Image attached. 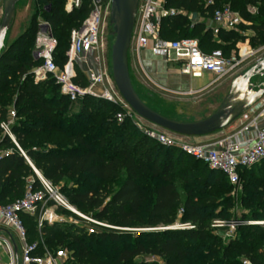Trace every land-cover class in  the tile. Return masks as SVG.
<instances>
[{
    "label": "trees",
    "instance_id": "obj_1",
    "mask_svg": "<svg viewBox=\"0 0 264 264\" xmlns=\"http://www.w3.org/2000/svg\"><path fill=\"white\" fill-rule=\"evenodd\" d=\"M65 3L66 0H55L50 7H46L49 11L47 19L58 40L59 46L55 52V61L59 66H63L66 62V46L70 41L71 31L79 27L89 13L88 0H84L82 7L72 13L64 11ZM226 4L240 13L243 22L244 18H250L248 6L260 5L259 9L262 14L258 16V22L250 26L255 35L250 36L249 41L254 46L262 45L264 43V0H214L213 5H208L203 0H167L168 7L178 9L182 13L162 19V38L175 40L173 35L188 30L191 35H201L204 39L200 42L202 50L211 53L212 51L206 50L207 42L205 41L211 37L213 31L206 30L203 23L193 24L191 27L188 15L196 13L211 18L216 8ZM242 23L239 27L242 26ZM36 29V23L33 22L8 47L0 61V99H2L0 100V150H5V154L0 157V204H10L22 198L31 179H34L35 188L40 186L35 167L44 177L52 181L54 186H59L72 204L77 205L86 213H92L100 221H107L120 228L167 227L176 222L177 211L183 205L181 220L183 223H191L194 227L154 231L146 234L145 240L138 239L134 243L124 242L119 245L118 241L122 236L116 231L88 234L83 227L62 226L57 223L44 224L41 229H38L37 217L23 214L22 218L28 230V240L40 244L44 242L50 248L58 249L62 248L67 237L71 238L69 247L72 249V254L67 259L68 264H86L87 262L90 264H163L155 259L157 257L164 264H187L188 261H194L196 264H242L245 257L253 264H264L263 242L250 249L237 247L235 250H238L239 257L245 256L243 259L236 256L229 258L232 252V243L221 247L217 245L216 241L209 245L204 244L210 236L207 232L209 219L206 212L214 205L216 198L210 194L199 201V198L193 196V191L190 190L186 199L183 200L178 187V181H181L185 186H190L192 180H200L202 177L206 178V188H210L213 184H218L221 187L223 182L230 184L228 179L222 173L211 170L203 162L193 157L203 168L212 173L204 172L202 175H191V168L185 167L183 162V156L189 155L177 147L161 144L144 132L135 136V128L128 127L129 120L118 123V119L113 118L111 124L104 131L105 134L112 136V133H115L112 128L115 127L118 137H114V140L112 138L107 140L105 136L96 135L99 142L98 148L87 144L82 136L77 139L81 148H43L41 146L46 140L39 135L37 127L44 125L46 128L55 129V126L52 121L54 108L49 105L47 98H41L36 94L40 90V86L44 87V97L48 92L47 87L52 85L54 89L59 90L61 94L59 99L62 103L72 101L61 92L53 78L35 84L31 75V80L37 91L31 90L29 85H25V82L20 83L21 78L29 77V69L34 64L32 61L27 62L25 60L27 57H22V53L18 52L29 46H34ZM57 30L59 34L55 33ZM217 36L233 42H243L248 39V36L239 32V28L238 30H221ZM222 52L227 57L226 52ZM12 75L18 77L15 83L11 82ZM74 81L81 86L88 85V81L79 67ZM24 87H26L25 90H23ZM13 91L18 93L17 103L24 102L23 107L19 110V115L28 114L31 118L36 119L22 121L19 125L12 126L18 145L9 137L4 136L1 128V123L9 116L6 98ZM137 92L145 101L141 93L138 90ZM28 99H30V103H28ZM94 102L107 103L112 108L116 107L115 104L105 99L91 96L80 98L72 103H78L84 110H89ZM147 104L159 113L170 117L165 111L150 103ZM21 150L32 161L34 167L27 162ZM109 151H112V154H108ZM164 151L165 154L162 155ZM263 167L264 160L251 169L241 171V181L245 176L257 175ZM147 173L150 174V179L156 181L155 184L151 181L143 182V175ZM196 176L197 178H195ZM262 177V180L259 181L261 191L264 190V175ZM84 178L106 183L117 182L118 184L111 194L100 184L90 188L70 185L72 179L80 182ZM147 204L148 207L145 209ZM254 220L264 221V216L262 214L254 216ZM36 235L37 239L32 241L31 239ZM243 235V241L248 243L257 241L264 237V226L253 225L251 231L243 233ZM95 238L100 243L108 239L116 243L111 249L110 260L99 255L101 253L95 252L94 247L86 242ZM243 241L240 243H244ZM38 253H43L41 247ZM148 256L154 257V259H148ZM138 257H142V260L138 261Z\"/></svg>",
    "mask_w": 264,
    "mask_h": 264
},
{
    "label": "built area",
    "instance_id": "obj_2",
    "mask_svg": "<svg viewBox=\"0 0 264 264\" xmlns=\"http://www.w3.org/2000/svg\"><path fill=\"white\" fill-rule=\"evenodd\" d=\"M88 2L87 17L79 27L71 31L70 48L63 66H59L55 61L58 40L51 23L43 21L39 24L34 41V54L38 64L30 72L33 80L35 84H39L53 78L61 92L72 102L91 96L121 105L123 111L118 114L121 120L124 116L137 115L120 94L112 74L111 56L105 38L106 20L111 13L112 0H88ZM83 4L84 0H66L65 11L72 13L80 9ZM207 4L213 5L214 0H208ZM179 13L182 11L167 6V0H140L130 50L139 54L142 49L148 48L155 57L166 59L171 52H176L180 55L175 60L182 62L184 74L192 78H201L204 74L210 73L215 76V81L236 71L254 53L249 47L244 46L238 56L227 58L220 50L204 52L200 42L194 38L163 39L162 19ZM211 18L216 25L215 34L221 30H238L243 22L240 13L227 4L216 8ZM262 49L264 50V47ZM78 67L88 81L87 86H81L74 81ZM13 117L15 113H10L8 119L1 123V128L4 136L17 144L12 129ZM234 123L236 126L229 132L204 143H179L164 134L150 131L144 133L165 146L177 147L203 162L211 170L222 173L231 185L237 186L241 182V171L251 169L264 160V97L245 110ZM21 152L30 162L24 151ZM4 154V151H0V157ZM35 171L40 184L38 188H35L34 181H31L22 198L10 204H0V220L12 228L22 242L21 259H18L10 242L3 241L9 253L8 264H64L67 259L64 249L51 250L44 242L40 244L28 240V230L22 215L36 216L38 229H41L44 224L63 221L56 208L78 212L60 188L54 186L52 181L38 170ZM89 220L103 225L97 219L89 218ZM250 223L256 224L255 221ZM186 225L168 226L165 229L183 228ZM90 231L95 232L94 229ZM40 247L42 254L38 253ZM242 264L253 263L249 259H243Z\"/></svg>",
    "mask_w": 264,
    "mask_h": 264
},
{
    "label": "rangeland",
    "instance_id": "obj_3",
    "mask_svg": "<svg viewBox=\"0 0 264 264\" xmlns=\"http://www.w3.org/2000/svg\"><path fill=\"white\" fill-rule=\"evenodd\" d=\"M207 1L208 0H203V2L206 4ZM4 2L5 0H0V12L3 11V13ZM54 2L55 0H21L17 5L15 21L8 32L5 42V48L7 49L9 45L12 44L20 35H22L33 22L36 23L37 35L39 24L43 21H48L47 16L49 11L46 9V7H50ZM259 6V4L248 6L250 18H244L242 26L239 27V32L242 35L248 36V39H245L243 42H233L229 39L217 36L218 34L214 33L216 25L213 22L212 18H208L206 16L203 18V16L196 13H189L188 15V20L191 22V27L193 26V24L203 23L206 30L210 29L213 31L211 37L208 38L207 41H205L207 42L206 50L208 52H211L213 50L225 51V55L228 58H231L233 56H238L239 52L243 49L244 46H247L250 50L254 51V53L247 60H245L236 71L232 72L230 75L218 81H215L213 79L207 87L198 92L191 93L190 90L174 91L161 87L149 80L143 72L138 70L137 65L133 62L132 66L130 64V70L134 86L141 93L147 103H150L154 107L165 111L170 117L174 119L182 121H196L208 117L219 107V105L229 92L233 78L241 73L247 72L250 68L257 64L260 59L264 58V50L262 49L264 47V43L260 46H254L251 41H249L250 36L255 35V32L250 28V26L251 24L258 22V16L262 14ZM2 16L3 14L0 13V22ZM260 18L262 19L263 17ZM55 33L59 34L58 30ZM172 37L175 40H185L188 38L197 39L199 42L204 40L201 35H191L188 30L180 31ZM105 38L107 47L109 49V55L112 56V47L115 43L116 35L114 32V24L111 21V13L106 20ZM66 48L67 53L70 48L69 42ZM18 53H22V57H27L25 58L27 62L32 61L34 64L29 69V77L27 79L21 78L20 83L25 82V85H29L31 90L37 91V89L35 88L36 86L31 80L30 73L33 67L38 64V61L34 54V46H29ZM11 78V82L15 83V80H17L18 77L17 75H12ZM252 82L256 85L257 88L263 87L264 73L256 75L252 79ZM43 88V86H40V90L37 91L36 94H38V96H40L41 98H47L49 101V105L54 108L52 121L53 125L55 126V129L46 128L44 125H39V127H37L39 129V135L42 137V139L46 140L41 145L43 148H81V145L77 140L79 136L85 138L87 144L98 148L99 142L97 141L96 135L105 136L107 140H111V138L114 140L118 137V132L114 129L115 127L112 128V131L114 130L115 132L112 133V136L110 134H105L104 131V129L111 124L113 118H117L118 123L129 120L130 123H128V127L132 126L135 128V136H138L144 131H150L156 132L158 134H164L179 143H204L203 138L205 137H187L175 134L150 123L149 121L139 117L138 115L124 116L121 120L118 117V114H121L123 111V108L121 109V105H116L115 108H112L107 103L99 104L98 102H94L90 106L89 110H84L83 107L78 103L67 101L62 103L59 99L61 95L59 90L57 88L54 89L52 85L47 87L48 92L46 93V97H44L45 94L43 93ZM25 89L26 87H24L23 90ZM18 99L19 96L17 91H13L6 98V100H8L7 106L9 114L15 113L12 126L19 125L22 121L36 120L34 118H31L28 114L19 115V110L23 107L24 102L22 101L20 104H18ZM27 101L28 103H30V99H28ZM117 109L120 110L118 111ZM100 125H102V128L99 129ZM235 126V123H233L226 129L215 133V135H222L223 133L229 132ZM108 154H112V151H109ZM164 154L165 151L162 152V155ZM183 159L185 167L191 168V175H202L204 172H206V174L208 172L212 173L208 169L203 168V166L199 162L195 161L192 157L185 155L183 156ZM261 174L264 175V167L262 171L260 173H257V175L255 176H245V178H243L237 186H233L226 182H223V186L221 187H219L218 184H213L210 188H206L205 177H202L200 180H192V184L190 186H185L181 181H178V187L182 194L183 200L186 199L187 194L190 190L193 191V196L199 198V201L203 200V198L207 197L210 194L215 196L216 202L214 203V205H212V207H210L209 211L206 212L209 219L207 232H209L210 236L209 240L204 244L209 245L213 241H216L217 245L221 247L225 244L232 243V252L230 253L229 257L230 259L235 256L240 259H243L245 257L238 256L239 252L238 250H235L237 247L250 249L254 246H259L262 242L264 244V237H261L257 241H251L249 243L243 241V233L250 232L251 226L253 225H260L250 223L252 221H257L254 220V216H260V214L264 216V190L261 191V183H259V181L263 178ZM150 178L151 177L149 173L143 175V182L151 181L153 182V184H155L156 181H153ZM195 178H197V176ZM98 184H100L102 188H105L106 191L111 194L114 192L118 183H106L86 180L85 178L80 182L72 179L70 183V185L74 187L80 185L81 188L96 187L98 186ZM58 188L60 187L58 186ZM73 206L78 213H74L70 210L60 207L56 208L57 213L63 219V221H60L57 224L62 226L73 225L76 227H83L88 234H92L90 231L91 229H94L96 233H99L101 231H116L120 234V236H122L118 241L119 245L123 244L124 242L134 243L138 239L145 240L146 234L148 233L159 230H166V226H160L157 228L146 226L120 228L113 224H110L107 221H100L98 219L97 220L99 222H102L103 225L95 224L89 220V218H94V220H96L92 213H86L77 205L73 204ZM147 207L148 204L145 205V209ZM182 210L183 205L178 209L176 222L171 226L182 224L187 225L183 228H173V230L188 229L194 227V225H192L191 223L182 222ZM36 239L37 235L34 236L31 240L33 241ZM240 241H243L244 243H240ZM70 242L71 238L67 237L62 246V249L66 251L67 259L72 254V249L69 247ZM86 242L94 247V250H96L95 252H99L101 253L99 255L107 258L106 260L111 259V249L116 244L114 243V241L108 239L105 242L100 243L95 238L91 241L87 240ZM51 250L57 249L54 247L51 248ZM147 258L154 259V257L150 256H148ZM67 259H65L64 264H68ZM137 260H142V257H138ZM159 262L164 264L161 259L159 260ZM86 264L90 263L87 262ZM187 264L196 263L194 261H188Z\"/></svg>",
    "mask_w": 264,
    "mask_h": 264
},
{
    "label": "water",
    "instance_id": "obj_4",
    "mask_svg": "<svg viewBox=\"0 0 264 264\" xmlns=\"http://www.w3.org/2000/svg\"><path fill=\"white\" fill-rule=\"evenodd\" d=\"M20 1L4 2V13L0 22V61L8 49L5 48V42L14 24ZM139 3L140 0H112L111 8V21L116 35L111 56L112 74L120 94L138 116L169 132L187 137H201L226 129L245 110L264 97V86L257 88L252 82L256 75L264 73L263 58L247 72L233 78L229 92L219 107L206 118L182 121L151 108L135 89L130 70L129 53Z\"/></svg>",
    "mask_w": 264,
    "mask_h": 264
},
{
    "label": "crops",
    "instance_id": "obj_5",
    "mask_svg": "<svg viewBox=\"0 0 264 264\" xmlns=\"http://www.w3.org/2000/svg\"><path fill=\"white\" fill-rule=\"evenodd\" d=\"M0 13L3 14V11H1ZM204 17L205 16H203V18ZM179 55L180 54L176 52H171L169 58L167 59L155 57L148 48H145L142 49L139 52V54H136L133 50H130L129 60L131 66L132 63L134 62L137 65L138 70L143 72L144 75L149 80L169 90H174V91L190 90L191 93H194L207 87L211 83V81L215 79V76L210 73H209L210 75L208 73L204 74L201 78H192L191 76L184 74L182 72L183 69L182 62L175 60L179 57ZM220 136L221 135H215L214 133V135L211 134L201 137H205L203 138L204 142H208ZM0 151L5 152V150H0ZM30 162L28 163H30L34 167L31 160ZM35 169L36 168L34 167V170ZM37 180H38V176H37ZM31 181H34V179H31L29 182ZM4 240L10 242V244L14 247L18 259H21L22 242L20 238L12 228L8 227L2 220H0V264H8L9 262V253L6 249L7 248L6 245L3 242ZM155 259L158 261L160 260V258L158 257Z\"/></svg>",
    "mask_w": 264,
    "mask_h": 264
},
{
    "label": "bare ground",
    "instance_id": "obj_6",
    "mask_svg": "<svg viewBox=\"0 0 264 264\" xmlns=\"http://www.w3.org/2000/svg\"><path fill=\"white\" fill-rule=\"evenodd\" d=\"M256 224L264 225V221L257 220L255 221Z\"/></svg>",
    "mask_w": 264,
    "mask_h": 264
}]
</instances>
